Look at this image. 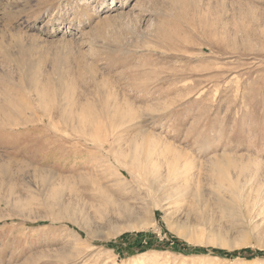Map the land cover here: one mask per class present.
<instances>
[{
  "label": "rangeland",
  "instance_id": "obj_1",
  "mask_svg": "<svg viewBox=\"0 0 264 264\" xmlns=\"http://www.w3.org/2000/svg\"><path fill=\"white\" fill-rule=\"evenodd\" d=\"M0 264H264V0H0Z\"/></svg>",
  "mask_w": 264,
  "mask_h": 264
},
{
  "label": "bare ground",
  "instance_id": "obj_2",
  "mask_svg": "<svg viewBox=\"0 0 264 264\" xmlns=\"http://www.w3.org/2000/svg\"><path fill=\"white\" fill-rule=\"evenodd\" d=\"M119 108H121V107H119ZM89 109V108H88ZM131 109V108H130ZM82 110V109H81ZM109 110V109H108ZM115 110V109H114ZM83 111V110H82ZM124 111V110H123ZM83 114V113H82ZM84 115V114H83ZM81 117H83L82 115H81ZM90 119V118H89ZM69 121V120H68ZM82 122L84 123V122H87V120H84V119H82ZM89 122H91V121H89ZM93 122V121H92ZM91 122V123H92ZM139 141V140H138ZM134 142V141H133ZM136 146H137V144H135ZM142 146V145H141ZM134 148V147H133ZM129 149V148H128ZM148 149V148H147ZM139 150V149H138ZM146 150V149H145ZM149 150V149H148ZM140 152V151H139ZM139 152H138V154H139ZM137 154V153H136ZM143 154V153H142ZM133 155L135 156V158L133 157ZM138 156V155H137ZM132 159L134 158L135 159V161L137 162L138 160H141V159H137V157H136V155L135 154H132ZM142 157H143V155H142ZM144 158V157H143ZM147 158V157H146ZM154 158V157H153ZM133 159V160H134ZM150 160V159H149ZM142 162H143V160H141ZM145 162H147L148 163V159H147V161L145 160ZM152 162V161H151ZM159 162V161H158ZM141 163V162H140ZM131 164H133V163H131ZM146 164V163H145ZM221 164V163H220ZM147 166H149V164H147ZM157 166V165H156ZM149 167H151V165L149 166ZM222 167V166H221ZM142 168L144 169V165L142 164ZM155 167H153V169H154ZM217 168H218V166H217ZM171 169V168H170ZM142 170V169H141ZM155 170V169H154ZM144 171V170H143ZM157 172V171H156ZM169 172V171H168ZM144 173V172H143ZM154 174H155V171L153 172ZM172 174V173H171ZM170 174V175H171ZM170 175H169V177H170ZM147 177V176H146ZM238 191V190H237ZM180 193V192H179Z\"/></svg>",
  "mask_w": 264,
  "mask_h": 264
},
{
  "label": "trees",
  "instance_id": "obj_3",
  "mask_svg": "<svg viewBox=\"0 0 264 264\" xmlns=\"http://www.w3.org/2000/svg\"><path fill=\"white\" fill-rule=\"evenodd\" d=\"M223 253H224V254H228V253H226L225 251H223ZM248 259H250V257H248Z\"/></svg>",
  "mask_w": 264,
  "mask_h": 264
}]
</instances>
